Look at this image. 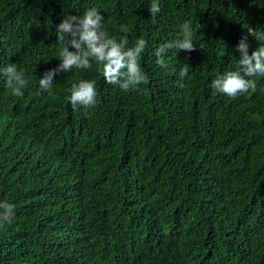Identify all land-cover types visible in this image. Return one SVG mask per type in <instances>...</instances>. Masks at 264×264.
I'll list each match as a JSON object with an SVG mask.
<instances>
[{"label": "trees", "instance_id": "trees-1", "mask_svg": "<svg viewBox=\"0 0 264 264\" xmlns=\"http://www.w3.org/2000/svg\"><path fill=\"white\" fill-rule=\"evenodd\" d=\"M150 2L0 0V72L15 63L28 80L16 97L0 75V201L14 206L0 264H264V77L235 99L210 87L238 70L242 36L249 55L264 44V0H159L155 19ZM89 8L117 40L126 25L128 47L146 40L149 82L123 92L93 62L49 95L56 26ZM186 21L195 50H169L161 69L156 48ZM79 80L96 81V103L73 110Z\"/></svg>", "mask_w": 264, "mask_h": 264}, {"label": "clouds", "instance_id": "clouds-1", "mask_svg": "<svg viewBox=\"0 0 264 264\" xmlns=\"http://www.w3.org/2000/svg\"><path fill=\"white\" fill-rule=\"evenodd\" d=\"M151 18L155 19L161 12L159 0H151L148 9ZM104 17L95 8H89L82 15H67L56 26L57 41L63 43L59 52L60 63L39 78V87L42 91L52 94L53 78L57 74L70 72L73 69L87 70L93 67V62L100 68V74L106 83L117 86L123 92L138 90L141 84L149 82L143 71L140 60L147 42L143 38L135 41L128 47L127 34L129 28L121 24L119 30L124 35L119 40L104 30ZM180 37L160 45L155 50L156 63L161 69H169L166 60L169 50L175 49L177 53L192 52L196 45L193 43V28L189 21L179 27ZM253 36V33H250ZM247 36H242L236 46L239 53L238 70L226 71L211 80L210 87L214 94L218 93L232 99L249 90H257V81L253 77H264V44H260L249 55ZM258 41H264V32L255 35ZM71 49V50H70ZM174 71V70H173ZM189 67L183 64L177 73L180 81L188 75ZM5 78V86L16 97L23 96V89L27 87L28 80L23 71L17 69L15 63H9L0 72ZM182 86V84H180ZM264 92V88L260 89ZM67 97L73 110L80 107L88 108L96 103L97 89L95 80H79L73 83ZM14 218V206L0 201V224L11 223Z\"/></svg>", "mask_w": 264, "mask_h": 264}, {"label": "bare ground", "instance_id": "bare-ground-1", "mask_svg": "<svg viewBox=\"0 0 264 264\" xmlns=\"http://www.w3.org/2000/svg\"><path fill=\"white\" fill-rule=\"evenodd\" d=\"M159 211V210H158Z\"/></svg>", "mask_w": 264, "mask_h": 264}]
</instances>
